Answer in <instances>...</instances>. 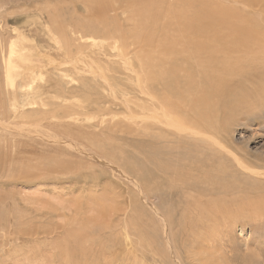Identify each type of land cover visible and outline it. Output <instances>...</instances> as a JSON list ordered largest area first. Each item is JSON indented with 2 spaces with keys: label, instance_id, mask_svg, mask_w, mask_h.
<instances>
[{
  "label": "bare ground",
  "instance_id": "6f19581e",
  "mask_svg": "<svg viewBox=\"0 0 264 264\" xmlns=\"http://www.w3.org/2000/svg\"><path fill=\"white\" fill-rule=\"evenodd\" d=\"M114 1L83 0L91 20L75 22L71 28L65 27L58 13L52 15V30L64 43L59 50L61 60L52 61L60 73L57 77L61 76L54 96L59 105L52 110L45 106L48 109L39 111L40 115L27 118L20 113L22 106L14 102L16 99L9 100L11 107L6 110L0 93V149L5 146L0 150V177L11 173L16 162L9 153L3 155L9 147H17V135L9 130L22 132L19 126L23 124L25 135L31 123L36 130L30 129L27 135L38 134L42 139L45 132H51L47 141L65 144L64 148L42 145L62 157L50 155L49 160L54 162L50 168H43V162L38 161L37 179L55 175L53 178L59 180L56 175H61L73 182L82 180V188L88 184L99 187L105 180L111 198H123L121 204L131 210L136 223L145 217L157 227L149 211L140 205V194L151 197L166 192L169 196V191L171 196L184 195L192 211L196 208L198 220L204 222L199 224L207 227L217 222V238L224 233L219 229L222 225L264 223V203L248 191L249 183L264 182L250 175L259 176L261 171L251 170L242 154L219 140L232 120L264 111V0ZM123 5L137 9H132L124 24H116L107 15ZM97 39L105 43L99 58L97 51H89ZM5 50L0 52L2 78L9 93L15 97L22 90L26 99L51 93V88L37 82L44 80V73L37 71L43 67H29L31 61L20 52L18 42ZM23 64L27 68L21 73ZM21 119L29 122L21 123ZM217 149L226 155H217ZM27 158H19L20 170L36 161H30L32 156ZM4 204L0 198V205ZM159 206L171 228L174 215ZM0 238L4 248L12 240L6 234ZM149 244L157 245L153 238ZM220 254L217 250V264H228L227 258L222 259L225 253ZM254 255L245 256L242 264H252ZM234 261L229 262L237 264Z\"/></svg>",
  "mask_w": 264,
  "mask_h": 264
},
{
  "label": "rangeland",
  "instance_id": "374dc122",
  "mask_svg": "<svg viewBox=\"0 0 264 264\" xmlns=\"http://www.w3.org/2000/svg\"><path fill=\"white\" fill-rule=\"evenodd\" d=\"M103 2L113 4L115 1L103 0ZM138 4L136 3V5ZM84 7L83 0H6L0 4V52L1 50L6 51L5 49L12 42H18L20 52L26 54V57L31 61L29 67H37V69L43 67L42 70L37 71L38 74L44 73L45 81L38 80V84L51 88V93L43 96L44 99L42 97L38 98L40 100L35 96H32L33 99L32 97L24 98L22 90L14 97V94L9 93L7 91L9 89L4 87V79L2 78L4 63L1 61L2 55L0 54V67L2 66L0 68V93L3 95L6 110L10 109L11 102L16 99L14 102L18 101V106H22L20 113L27 118H31L34 115H40L39 111H43L44 108V110L48 108L50 110L55 108V104L59 105L60 101H57L54 96L57 92L56 81H59L61 76L57 77L60 73L53 68L52 64L54 63L52 61L59 62L61 60L59 50L64 46V43L61 37L59 38L58 33L56 34L58 36L54 34V30H52L54 28L51 26L50 21L56 12L58 16L62 17L65 27L71 28L75 25V22L76 24L81 21H83L81 23H87L88 20H91V16ZM120 7L115 13L111 12L107 15L110 20H116L114 21L116 24H124V20H127L125 18H129L132 9H137V6L131 8L123 5ZM2 43L5 45H1ZM95 44V47L89 48V51L94 54L98 52L96 57L99 58V52L105 48V43L101 39H97ZM26 68L23 64L21 73L26 72ZM87 78L91 79L92 76L88 75ZM85 81L92 83L90 80ZM34 102L37 107L35 105L30 106ZM48 102L49 104H47ZM48 105V108L45 107ZM35 110L38 112L32 114V111ZM250 116L247 114L244 118L241 116L240 119L238 118L239 120L236 118V120L229 122V129L221 134L223 137H219V140L231 148L234 147L233 150L236 153L242 154L247 160L244 161L245 164L248 162L247 167L251 165L249 167L251 170L261 171L259 176L250 174L254 180H264V174H262L264 173V111L257 112L252 117ZM26 121L29 122L26 119L23 121L21 119V123ZM17 122L20 123V119ZM28 125L31 127L27 128L26 133L30 129L33 132L36 130L31 123ZM21 126H19L20 131L23 132L25 128ZM46 130L50 131V129ZM9 131L16 133L17 147H9L10 151H5L3 155L9 153V156L16 158V162L13 164L11 173L8 174L7 171L4 177H0V198L5 202L4 205H0V229L2 231L0 237H4V234H6L7 238L12 240L7 243L6 248L0 245V250L3 253L0 252V264H217V250L219 253H225V256L220 255H222L223 260L227 258L226 262L228 264L233 259L237 264H242L245 262V256L250 253L255 254L252 264H264V223L241 222L236 226L232 224L224 225L225 228L222 225V228L219 229H222L221 231L224 233L217 238V222L216 224L211 222L212 225L209 224L204 227V222L198 220L196 208L194 212L192 208L188 207L184 195L175 193L171 196L170 191L169 196L171 198L166 195V192H159L152 195L153 197L147 196L145 192L144 195L140 194L138 196L140 205L149 211V214L155 219L157 227L156 225L152 227L151 221H148L149 218L145 217L141 218V220L143 219L142 222L136 223L131 210L121 204L124 199L119 196L111 198V190L109 189V193L106 191L110 185L105 180H102L103 182L99 187L88 184L85 188H82L84 186V183H81L82 180L73 182L74 179L72 181L68 180L66 176L56 175L59 180L53 178L55 175L44 176L40 180L37 179V177H40L37 175L39 173L36 170L38 161H42L45 165H39V169L42 166L43 168L46 166L50 168V164H54L52 160H49L50 155L55 154L59 155L60 158L62 157L59 153H54L48 150L49 148L43 147L46 143L48 147L64 148L65 144L63 143L56 144L46 140L51 132H45L42 136L45 139H41L38 134L33 136L32 133L29 136L26 133L24 135V132L12 129ZM19 136L21 137L19 138ZM7 139V142H10L9 135ZM4 148L5 146L2 144L1 149L5 150ZM41 148L44 150L42 151ZM32 151L33 153L30 154ZM217 151V155L220 153L226 155L223 151L221 152L218 149ZM183 155H186L185 152H183ZM9 156L6 154L5 159ZM18 157L23 159L29 157L31 160L29 158L26 160L30 161L35 159L34 163H29V166L35 169L32 170L26 165L20 170L21 167L17 164ZM151 167L149 166L150 171L153 169L152 171L155 172L154 167ZM29 173L34 174L32 176ZM75 183L80 184H77V186ZM249 184L248 191L257 194V197L264 203V182L257 181ZM129 186L135 187L132 184ZM159 204L174 215L172 229L164 216L163 210L159 208ZM141 214L143 215V213ZM226 227L229 231L227 233ZM7 233L11 234L8 235ZM150 238H153L157 245H150ZM1 240L2 238H0V243ZM224 243L227 246H224L225 248H223ZM218 257L220 258L219 255Z\"/></svg>",
  "mask_w": 264,
  "mask_h": 264
}]
</instances>
